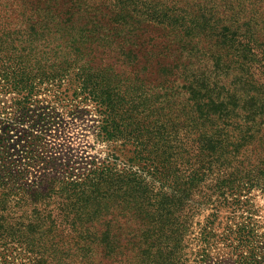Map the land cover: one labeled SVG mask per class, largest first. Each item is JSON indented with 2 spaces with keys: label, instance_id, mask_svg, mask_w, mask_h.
<instances>
[{
  "label": "trees",
  "instance_id": "1",
  "mask_svg": "<svg viewBox=\"0 0 264 264\" xmlns=\"http://www.w3.org/2000/svg\"><path fill=\"white\" fill-rule=\"evenodd\" d=\"M50 39L59 57L12 63ZM89 45L128 78L68 64ZM0 49V264H186L189 231L199 263L215 238L264 263L244 199L264 193V0H0ZM48 90L89 107L103 158L46 156Z\"/></svg>",
  "mask_w": 264,
  "mask_h": 264
},
{
  "label": "rangeland",
  "instance_id": "2",
  "mask_svg": "<svg viewBox=\"0 0 264 264\" xmlns=\"http://www.w3.org/2000/svg\"><path fill=\"white\" fill-rule=\"evenodd\" d=\"M67 46V41L59 39H50L47 48L39 47L38 43L34 42L31 49H28L23 55L21 53L14 55V62L12 63L22 62L28 70L35 69L40 65L44 66L49 59L59 57L61 50ZM0 51L3 54V50L0 49ZM69 58L68 64L73 66L94 67L106 71L110 77L121 75V79L126 80L128 78V73L125 71L128 69L124 70L127 65L126 59L116 48H104L96 45L77 46ZM2 61L4 60L2 59L0 63ZM111 68H114L113 74H111ZM10 97L11 95L3 97L0 104H9L11 102ZM37 100H39L40 105L47 107L45 113H47L46 119L49 122L46 124L40 142L41 146L45 148L47 157L55 158L57 163L67 160H70V163H75L92 157L103 158L104 147L96 144L93 139L94 116L85 111L89 108L88 106H79L77 112L75 110L69 112L65 100H56L50 90L41 92L37 96ZM75 165L77 166L76 163ZM246 198L249 200L248 209L253 213L250 226L253 228L252 234L255 245L259 247L256 249V253L264 256V193L254 190L244 197V199ZM203 210L202 213L205 215L210 212V207ZM242 217L245 219L248 215L241 211H237L233 218L224 214L220 227L235 228L237 223L244 220ZM201 218L202 216L199 217V219ZM195 234L196 232L191 233L189 231L184 235L182 241L184 245L182 254L186 264H235L234 246H229L227 242L217 238L208 242L205 253L206 260L202 263L197 262L198 257L195 253L199 246L194 239Z\"/></svg>",
  "mask_w": 264,
  "mask_h": 264
}]
</instances>
